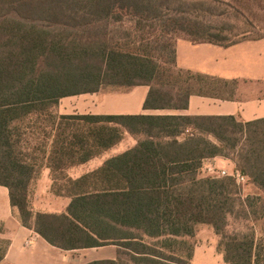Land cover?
Wrapping results in <instances>:
<instances>
[{"label":"trees","instance_id":"1","mask_svg":"<svg viewBox=\"0 0 264 264\" xmlns=\"http://www.w3.org/2000/svg\"><path fill=\"white\" fill-rule=\"evenodd\" d=\"M264 0H0V186L20 223L70 251L116 246L115 260L88 264H190L200 225L219 238L226 264H264V118L60 115L61 99L106 87L149 88L144 110L185 111L192 95L228 83L176 67L178 39L229 47L226 25L255 18ZM264 36L255 38L260 39ZM133 137V148L72 179L66 172ZM230 160L261 195L232 178L203 176V162ZM43 168L61 213H36ZM260 205V206H259ZM240 213L253 225L230 231ZM0 233L2 229L0 228ZM7 242L0 239V262Z\"/></svg>","mask_w":264,"mask_h":264},{"label":"crops","instance_id":"2","mask_svg":"<svg viewBox=\"0 0 264 264\" xmlns=\"http://www.w3.org/2000/svg\"><path fill=\"white\" fill-rule=\"evenodd\" d=\"M175 52L178 69L224 81L228 83L226 90L217 96L192 95L188 100L187 109L176 112L144 110L143 104L149 88L138 86L128 90L117 89L61 99L58 113L234 116L244 122L264 118V38L244 40L229 47L210 43L194 44L180 38L176 41ZM120 144L99 157L68 170L66 175L77 179L92 172L107 159L133 148L136 141L134 139V144L128 149L114 152ZM211 162L223 164L226 159L220 157L207 159L203 166ZM210 166L207 165L205 170ZM52 186L50 170L43 168L31 192L34 214L61 213L69 205L70 199L54 194ZM0 228L2 229L0 239L7 242L6 252L0 264H88L94 261L115 260L117 255V247L111 245L70 251L51 246L33 230L20 223L16 211L11 207L8 189L2 186Z\"/></svg>","mask_w":264,"mask_h":264},{"label":"rangeland","instance_id":"3","mask_svg":"<svg viewBox=\"0 0 264 264\" xmlns=\"http://www.w3.org/2000/svg\"><path fill=\"white\" fill-rule=\"evenodd\" d=\"M253 12L255 13V18H251L249 15L245 14V17H242L240 15H238L236 18L234 16H225L222 18L209 20V22L216 26L226 25V28L228 30L224 35L228 38L229 41L233 42L240 39H255L264 36V5L263 7L254 6ZM117 89L118 88L106 87L99 92H109ZM133 144L134 139L126 135L124 140L117 147V149L114 150V152L124 151L131 147ZM100 160H102V158L99 159V161ZM207 165H211L214 170L213 174H208V172L205 170V167ZM232 167H235L234 164L230 160L226 159V162H224L223 164H217L215 162L205 164L201 173L203 176L210 175L212 177L222 178V176L220 175V171L222 169L230 171ZM238 187L241 189L243 197L247 195H261V193L256 190L248 182V180L244 184L238 185ZM244 216V214L240 213L237 220L230 219V231H244L246 229H249L250 226L253 225L256 237L261 238V228L263 220L250 224L249 221H244ZM190 242L194 245L193 258L190 264H226L223 260V254L218 247L219 238L210 226H198L195 236L191 239Z\"/></svg>","mask_w":264,"mask_h":264},{"label":"built area","instance_id":"4","mask_svg":"<svg viewBox=\"0 0 264 264\" xmlns=\"http://www.w3.org/2000/svg\"><path fill=\"white\" fill-rule=\"evenodd\" d=\"M206 171L208 172V174H213L214 173V170L213 168L210 166L208 168H206ZM220 175L222 177H229V178H232L235 183L237 185H242L244 184L248 178L246 176H244L238 169H236L235 167L232 168L230 171H227L225 169H222L220 171ZM218 178V177H217Z\"/></svg>","mask_w":264,"mask_h":264}]
</instances>
